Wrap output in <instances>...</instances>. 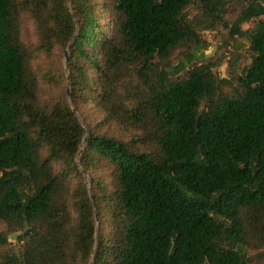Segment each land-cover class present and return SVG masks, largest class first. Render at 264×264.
I'll list each match as a JSON object with an SVG mask.
<instances>
[{
  "label": "trees",
  "instance_id": "trees-1",
  "mask_svg": "<svg viewBox=\"0 0 264 264\" xmlns=\"http://www.w3.org/2000/svg\"><path fill=\"white\" fill-rule=\"evenodd\" d=\"M100 4L0 0V264H90L95 248L93 264H256L247 248L264 247V0H106L110 33ZM220 23L250 43L251 62L238 71L232 56L229 77L216 72L224 59L202 52V32ZM70 45L94 200L63 66H34ZM44 86L64 93L44 101ZM94 99L96 123L84 111ZM104 209L111 231L97 240Z\"/></svg>",
  "mask_w": 264,
  "mask_h": 264
},
{
  "label": "rangeland",
  "instance_id": "rangeland-1",
  "mask_svg": "<svg viewBox=\"0 0 264 264\" xmlns=\"http://www.w3.org/2000/svg\"><path fill=\"white\" fill-rule=\"evenodd\" d=\"M70 5L72 8V12L75 16V19H76V21H78L75 10L73 9L71 3H70ZM100 6L102 8L100 10V15L98 17V21L100 22L102 28L105 31H107L108 33H110L111 32V27H110L111 17H110L109 10L106 8V0H101ZM195 13H196V10H191L190 14H191V16H193ZM229 18H230L229 16H226L225 20H229ZM251 26H252V22H248V23H245L242 25L243 29H248ZM101 32L102 31H100V33ZM228 32L229 31L224 27L223 23H220L219 25H217L216 28L213 30H205L202 32L203 39L206 41V43L208 45L207 48L202 50L205 57H207V58L208 57H217V58L221 57L222 59H224L222 65L216 69V72L220 77H229V62H228V60L231 59V57L234 55L236 58L238 57V61H237V65H236V69L238 71H241L242 68L246 64L251 62V59L249 58L250 43L248 42V40L246 38H243V37H236L235 39L230 38ZM22 39H23L24 43L27 46H29L30 48H32L33 46H36L38 44V33H37L36 24L26 14L22 18ZM46 56H47V54H45V53H38V57H37L36 61L34 62V66L36 68H39V67L45 68L47 66H50L49 68H51V69H53V68L56 69L55 68L56 65H57V68H60L63 66V69L67 75V78H68V74L71 75V72L67 66L66 52L62 53L58 48H55L54 53L52 55L53 58L46 57ZM180 58H182V53L177 52L175 54V56L173 57V63L177 64L179 62ZM201 61L202 60L195 58L193 60V63L197 64V63H201ZM68 86H69V81H68L66 89H68ZM63 93H64L63 88H55V89L49 91L48 87L44 86V89L40 93V96H41L42 100L49 101L53 98H57V97L63 95ZM65 93L67 95V99L69 100L67 90H65ZM69 102H70V100H69ZM72 105H73L72 107H74L73 101H72ZM84 111L86 112V114H88V116H91L92 119L95 118L94 123L98 122V120L103 118L102 115H98L96 113V99L92 100L90 106L88 108H84ZM79 114L81 115V113H79ZM81 117L83 118L82 115H81ZM83 120H84V118H83ZM88 128H89V126H88ZM114 131L117 132L116 130H114ZM119 134H121V132ZM124 135L126 136L127 139H130L132 136L131 134H124ZM81 165H82L81 167L83 168L82 155H81ZM83 173H84L86 183L88 184L90 194L94 196V192L92 190V188H93L92 187V176L89 173H87L86 171ZM102 173L106 177L107 181L110 182V176H109L108 171L103 170ZM92 199L94 200V198H92ZM105 212H107V209H104V214H102L101 217L96 212L99 216L98 219L96 218L97 219V222H96V226H97L96 238H97V240L99 239L101 231L103 232L104 236H107L108 233L111 231L110 230L111 227L107 226V222L110 219V215L107 213L105 214ZM101 219L103 221H101ZM101 228H102V230H101ZM4 229H5V226L3 224H0V230H4ZM10 244L12 246H18L19 245L17 240L14 238V235H11ZM97 251H98V248H95L94 253L96 254ZM247 253L249 256L253 257L254 262L256 264H264V247L259 248L257 250H255L254 248H247ZM95 254H93V257L91 259L90 264L94 263Z\"/></svg>",
  "mask_w": 264,
  "mask_h": 264
},
{
  "label": "water",
  "instance_id": "water-1",
  "mask_svg": "<svg viewBox=\"0 0 264 264\" xmlns=\"http://www.w3.org/2000/svg\"><path fill=\"white\" fill-rule=\"evenodd\" d=\"M70 48H71V45L69 46L68 51L66 52V58H67V59L69 58ZM68 81H69V86H68V89H67V94H68L69 100H70L71 105H72V101H71V100H72V89H71V75H70V74H68ZM72 106H73V105H72ZM72 108H73L74 112L77 114V116L79 117V120L81 121V123L84 125V127H85L86 130H87V134H86V136H85V138H84V140H83V147H82V149H81V151H80V153H79V155H78V157H77L78 165L80 166L81 170H82L83 172H85V170L81 167V166H82V165H81V155H82V153H83L84 150H85V146H86V143H87V140H88V135H89L90 129H89L88 126L85 124V121L83 120V118L81 117V115L79 114V112L77 111V109H76L75 107H72ZM91 196H92V198H94L93 195H91ZM96 218H97V219L99 218V216H98L97 213H96Z\"/></svg>",
  "mask_w": 264,
  "mask_h": 264
}]
</instances>
